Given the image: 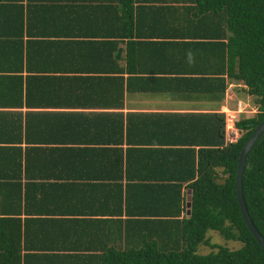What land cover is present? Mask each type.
I'll return each instance as SVG.
<instances>
[{
	"label": "trees",
	"instance_id": "16d2710c",
	"mask_svg": "<svg viewBox=\"0 0 264 264\" xmlns=\"http://www.w3.org/2000/svg\"><path fill=\"white\" fill-rule=\"evenodd\" d=\"M63 1L0 0V203L10 208L14 195V264H264L235 192L239 153L264 121V0H117L100 11ZM46 15L73 31H41ZM77 15L84 20L71 22ZM160 20L187 40L178 46L188 68L138 75L137 47L153 45L138 39H152ZM232 82L257 110L235 121L234 144L224 112L122 111L126 93L223 102ZM242 195L264 238V134L247 156ZM31 223L48 224L60 246L36 251ZM210 232L227 244H212Z\"/></svg>",
	"mask_w": 264,
	"mask_h": 264
},
{
	"label": "crops",
	"instance_id": "0c3cea01",
	"mask_svg": "<svg viewBox=\"0 0 264 264\" xmlns=\"http://www.w3.org/2000/svg\"><path fill=\"white\" fill-rule=\"evenodd\" d=\"M115 1L117 0H64L63 2H59L61 7H72L74 5L75 9H92L94 11H100L108 7H115ZM59 6V7H60ZM52 7V6H51ZM61 9V8H60ZM39 10V9H38ZM48 15L44 18V23L46 27L44 29H41V31L45 32H72V27L70 28H64L55 26L58 25V21H56L58 18L50 16L47 18ZM78 17V18H77ZM75 19H72L71 22H78L80 23V19L84 20L82 15H77ZM159 20V19H158ZM171 20V19H170ZM168 23L170 24L171 22ZM165 25L161 23L160 21L156 22V31L154 33V36L152 39L146 40V39H138L143 42L149 41V43H153V45H148V43H142L141 45H138L137 47V73H144V74H138V75H152L153 77H156L158 73H170L169 75H173L176 73H179L181 70L184 71L188 67L182 68L180 65V58L184 57L185 55V47L182 49H179L180 47L178 45H182L183 42H186V39H179V32L171 28L172 25ZM173 24V23H172ZM162 25L164 27L162 28ZM68 26V25H67ZM2 27V26H1ZM76 27V26H74ZM75 30V29H74ZM1 31V29H0ZM77 31V30H76ZM97 32L96 30L92 31V34H95ZM60 39H68L64 36ZM126 41L123 43L125 44ZM121 44L120 49L116 53V59L121 60L120 65L125 66V45ZM189 50V49H188ZM189 57L190 60L188 63L197 62L194 57L196 53L193 51L191 52L189 50ZM119 53V56L117 57V54ZM77 56V55H76ZM84 56V54H82ZM197 56V55H196ZM188 57V56H187ZM79 62L74 63L75 67H82L84 65V60L82 57H78ZM188 64V65H189ZM187 65V66H188ZM105 66L109 67L108 61L106 62ZM90 67V66H89ZM99 65L93 66V68L97 69L99 68ZM92 68V67H91ZM195 68V65H191V68H189L187 72H193ZM142 72H141V71ZM161 70V71H160ZM144 71V72H143ZM83 72V71H82ZM146 73H157V74H146ZM167 75V74H165ZM127 75L124 76L126 78ZM147 77V76H143ZM162 77V76H160ZM168 78H172L173 76H166ZM138 84V83H137ZM137 84H134L137 85ZM230 88L234 86H241V85H235L234 82L229 84ZM172 87V86H171ZM174 87H172L173 90ZM171 90V91H172ZM235 92V91H234ZM229 96V94H227ZM237 95V93H236ZM229 99H224L223 102H216L212 99L201 96V95H191V96H180L176 94L175 92H170L168 94H160V93H154V92H147V93H136V94H125L124 101H123V113L127 112H140V113H186V112H223V110H228L226 107L228 105ZM114 104V103H112ZM82 111V110H77ZM92 110H85V112H90ZM95 111H104V110H95ZM5 194H0V201L3 200ZM6 196V195H5ZM10 200H11V206L2 205L0 203V264H5L8 262V264H14V195L10 194ZM8 197V196H6ZM50 209L51 207L48 206ZM47 205L42 206L40 209H48ZM10 210V213H4L3 210ZM6 215V216H5ZM9 217V218H6ZM45 214L40 219H45ZM4 219H9L8 221H5ZM25 216H21V220H24ZM30 227H25V230L27 233L30 234V243L29 245L32 246L36 251H49V249L52 246H60L62 241L59 239V242L56 244H52L53 242L50 239V227L48 224L40 223L37 226L34 223L29 224ZM21 227V231H22ZM60 229H58L59 231ZM64 233L63 230H60ZM94 232V231H92ZM59 237L61 234H59ZM64 243V242H63ZM84 244V243H83ZM9 246L10 248V254L9 259L6 261L5 259V248ZM22 253H28L23 250ZM43 253V252H41ZM41 264H44V259H41Z\"/></svg>",
	"mask_w": 264,
	"mask_h": 264
},
{
	"label": "rangeland",
	"instance_id": "374dc122",
	"mask_svg": "<svg viewBox=\"0 0 264 264\" xmlns=\"http://www.w3.org/2000/svg\"><path fill=\"white\" fill-rule=\"evenodd\" d=\"M235 85L241 86H234L231 89L228 85L227 91L225 93V101L226 99H229L228 105L226 106L228 110H223V112L226 113V118L229 119V115H234L236 116V120L238 121L241 118H250L255 116V114L257 113L255 102L256 99L254 97L246 95V93L244 92L245 88L243 87V84L235 83ZM227 94H229V96ZM238 103H241L240 109H238ZM209 237L212 244L225 246L224 244L226 243V241L220 238V236L216 232L208 233L207 238ZM228 246L231 249H236L238 247L236 243H228ZM209 252H211V250L206 246H199L198 248V254L205 255Z\"/></svg>",
	"mask_w": 264,
	"mask_h": 264
},
{
	"label": "water",
	"instance_id": "95a60500",
	"mask_svg": "<svg viewBox=\"0 0 264 264\" xmlns=\"http://www.w3.org/2000/svg\"><path fill=\"white\" fill-rule=\"evenodd\" d=\"M119 56V53L117 54V57ZM264 134V121L257 125L249 139L244 143L238 157L237 162V170L235 175V192H236V198L237 203L240 208V213L243 219V222L245 223L247 229L255 239V241L258 243V245L261 247V249L264 251V238L261 236V234L258 232V230L255 228L245 205L244 198L242 195V176L247 160V156L249 152L251 151L254 144L258 141V139ZM190 204L187 205V208H189Z\"/></svg>",
	"mask_w": 264,
	"mask_h": 264
},
{
	"label": "built area",
	"instance_id": "2783aa9c",
	"mask_svg": "<svg viewBox=\"0 0 264 264\" xmlns=\"http://www.w3.org/2000/svg\"><path fill=\"white\" fill-rule=\"evenodd\" d=\"M241 103H238V109L241 107ZM226 114V113H225ZM229 119L226 118V129H225V139L226 143L228 144H234L237 142L239 138V133L237 129L234 127V123L236 121V116L234 115H229Z\"/></svg>",
	"mask_w": 264,
	"mask_h": 264
}]
</instances>
